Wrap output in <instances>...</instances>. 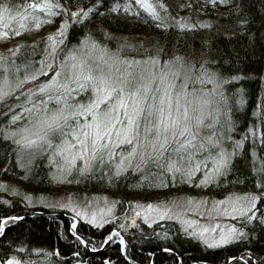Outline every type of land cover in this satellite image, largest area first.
Here are the masks:
<instances>
[{
    "label": "trees",
    "instance_id": "trees-1",
    "mask_svg": "<svg viewBox=\"0 0 264 264\" xmlns=\"http://www.w3.org/2000/svg\"><path fill=\"white\" fill-rule=\"evenodd\" d=\"M26 2L28 0H0V4L9 5L12 16L11 20L0 19V32L10 33L0 36V57L5 58L0 64L27 63L39 67L45 45L50 43L48 37L58 29L61 19L68 21L62 37L66 41L65 52L87 36L133 59L158 53L162 59L179 54L186 60H207L209 69L239 77L227 79L222 87L229 101L227 115L233 122V131L227 133L226 130V134L233 137L232 143L242 137L244 142L236 149L231 164L222 175L208 184H201L203 165L197 176L192 177L193 183L156 166L135 171L127 169L115 175L114 166L99 163L83 173L74 168L60 179L59 171L48 163L47 154H33L29 163L31 150L23 149L17 161V146L0 137V183L7 185L6 189H0V217H21L6 221L4 231L0 232V260L15 255L21 262L32 261L33 264H75V260H80L81 264H104L106 259L111 264H133V261L135 264H245V261L264 264V223L260 221V216H264V200H257L255 211L258 215L252 222L241 217L229 220L232 227L244 229L239 239L214 247L201 242L175 220L149 224L135 215L139 203H161L184 194L218 199L230 193L264 194V187L258 183L264 178V171H261L264 170V140L261 139L264 137V0H230L226 5L217 2L215 6L207 0H162L167 5L168 28L161 27L160 21L143 10H138L139 14L101 10L75 23L70 15L65 17L60 10H54L58 13L54 20L38 12L41 20L36 26L31 9L27 10L29 15L21 28L20 16L26 11ZM68 2L63 0L64 4ZM88 2L72 0L71 10ZM102 2L110 6L115 0ZM150 2L155 4L156 0ZM160 11L164 15L163 10ZM173 17H188L193 23L201 21L207 26L181 31L172 27ZM240 19L248 21L243 31L237 23ZM13 32L19 34H11ZM24 71L20 68L21 76ZM204 86L212 87L211 84ZM0 111H4L2 105ZM232 143L225 145L230 152ZM20 163L25 167H19ZM96 195L113 200L115 219L94 226L77 218L75 232L71 230L73 218L69 212L37 204L40 198L47 196H66L84 202ZM112 228L125 237L127 255L120 251L115 238L103 249L99 247ZM77 234L85 238L88 248L95 252L86 249ZM33 248L43 253H34ZM47 252L52 255L45 262L42 257ZM240 256L245 261L240 260Z\"/></svg>",
    "mask_w": 264,
    "mask_h": 264
},
{
    "label": "snow or ice",
    "instance_id": "snow-or-ice-1",
    "mask_svg": "<svg viewBox=\"0 0 264 264\" xmlns=\"http://www.w3.org/2000/svg\"><path fill=\"white\" fill-rule=\"evenodd\" d=\"M217 2L226 5L230 0H207L213 6ZM71 7L72 0L68 4L63 0H28L24 4L26 11L20 16V27L25 26L28 9L32 10L36 26L41 20L38 12L54 20L58 14L54 10H60L65 17L70 15L75 23L101 10L104 13L123 11L125 14H139L138 10H143L160 21L161 27H169L165 19L167 5L162 0H156L155 4L150 0H123L122 3L115 0L110 6L102 0H89L75 11ZM161 9L164 15H161ZM9 11L7 3L0 4V19L11 20ZM236 11H240L239 7ZM172 20V27L181 31L207 26L201 21L193 23L188 17H173ZM237 23L243 31L248 21L240 19ZM67 27L68 21L61 19L58 29L49 35L50 43L45 45L39 67L27 63L19 66L0 64V105L4 109L0 111V137L17 146V161L23 149H30L29 163L33 154H47L48 163L62 174L74 168L83 173L97 163L114 165L115 175L126 168L135 171L156 166L173 176L179 174L189 183L194 182L192 177L197 176L203 165V174L199 178L201 184L210 183L228 169L244 137L232 143L233 137L226 134V130L227 133L233 131V122L227 115L229 101L222 86L227 79L236 80L238 76H225L209 69L207 60H186L179 54L167 59H162L158 53L141 59L121 56L118 50H110L87 36L65 52L66 41L62 37ZM8 35L7 31L0 32V36ZM0 60L5 58L0 57ZM20 68L25 69L22 76ZM38 77L43 78L38 80ZM206 84L212 87H205ZM222 109L224 124L220 123ZM226 143H232L231 152ZM19 167L24 168L25 164L20 163ZM258 183L264 187V178ZM6 188L7 185L0 183V189ZM257 200H264V194L246 192L237 195L232 199L231 207L224 209V214L239 215L252 222L258 215L255 211ZM114 207V204L107 205L101 211L111 214ZM137 207L140 211L134 209L135 215L144 212V219L149 224L152 220L148 212H154L158 218L170 214V206L149 203L146 210ZM83 215L88 219L87 214ZM19 219V216L0 217V232L4 231L6 221ZM260 221L264 223V216H260ZM92 223H96L95 212ZM120 227L126 228L125 225ZM71 230H76L75 217ZM197 231L200 239L213 247L239 239L244 233L243 228L236 227H229L227 231L222 228L218 236H206L207 228ZM77 238L87 246L85 238L78 234ZM114 238L119 241L120 251L127 255L125 237L116 228L103 237L99 247H106ZM32 252L40 254L43 250L33 248ZM51 255V252L44 253L43 261L46 262ZM239 259L245 261L243 256ZM0 264L22 262L15 255H8L0 260ZM26 264L33 262L27 261ZM75 264H81V261L75 260ZM104 264H111V261L106 259Z\"/></svg>",
    "mask_w": 264,
    "mask_h": 264
},
{
    "label": "rangeland",
    "instance_id": "rangeland-1",
    "mask_svg": "<svg viewBox=\"0 0 264 264\" xmlns=\"http://www.w3.org/2000/svg\"><path fill=\"white\" fill-rule=\"evenodd\" d=\"M220 123L221 124L225 123L224 118L222 116L220 119ZM127 169H131V168H126L125 170ZM67 173L68 172L62 174L59 172L58 176L60 179H62L65 177ZM217 177L218 176L214 177L213 180L216 179ZM243 193H230L219 199L213 197L208 198L205 196H189L185 194L178 195L161 203H151L154 206H161V205L165 207L170 206V214L164 215L162 218H158L154 212H148L147 214L149 218L152 220V222L159 220H175L187 232L192 233L191 235H193L201 242H203V240L200 239V233L199 231H197L198 229L207 228L209 231L205 233L206 236L209 235L218 236L222 228L225 231H227L229 227H232L231 224L229 223V220L240 216L225 215L224 209L230 208L232 199L235 198V196L241 195ZM27 202H29V199L27 200ZM37 204H40L42 206L46 205L47 207L67 211L70 213V215L73 218L75 217L76 221L78 218L83 222L89 223L94 226H100L101 224L109 220H112L114 214V208L112 209L111 214L101 211V209L106 208L107 205L114 204L112 199H109L102 195L93 196L92 198L84 202H77L71 200L66 196H51V197L47 196L45 198H40L37 201ZM61 204L68 205V207H60L59 205ZM148 204L139 203L138 206H141L146 210ZM73 205L75 207H73ZM137 211H140L139 207L137 208ZM93 212H95V218H96L95 224L92 223ZM83 214H87L88 219H85ZM144 215H145L144 212H140V215L138 216L143 221L147 222L144 219ZM193 221H195V223H192ZM22 264H26V262H22Z\"/></svg>",
    "mask_w": 264,
    "mask_h": 264
},
{
    "label": "bare ground",
    "instance_id": "bare-ground-1",
    "mask_svg": "<svg viewBox=\"0 0 264 264\" xmlns=\"http://www.w3.org/2000/svg\"><path fill=\"white\" fill-rule=\"evenodd\" d=\"M73 218V217H72ZM76 221V220H75ZM86 249H88V250H90L89 248H88V245H87V248ZM91 252H95V250L93 251V250H90Z\"/></svg>",
    "mask_w": 264,
    "mask_h": 264
},
{
    "label": "water",
    "instance_id": "water-1",
    "mask_svg": "<svg viewBox=\"0 0 264 264\" xmlns=\"http://www.w3.org/2000/svg\"><path fill=\"white\" fill-rule=\"evenodd\" d=\"M84 246L87 248V246H86L85 244H84ZM101 249H103V248H101ZM101 249H100V250H101Z\"/></svg>",
    "mask_w": 264,
    "mask_h": 264
}]
</instances>
